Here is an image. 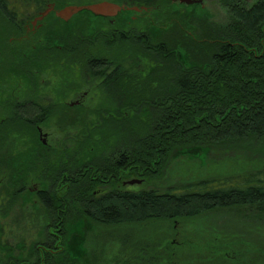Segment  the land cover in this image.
Listing matches in <instances>:
<instances>
[{
    "label": "trees",
    "instance_id": "obj_1",
    "mask_svg": "<svg viewBox=\"0 0 264 264\" xmlns=\"http://www.w3.org/2000/svg\"><path fill=\"white\" fill-rule=\"evenodd\" d=\"M103 1L146 8L121 13L140 25L102 30L87 39L68 35L58 52H49L50 62L39 58L37 73L34 61L21 62L20 55L2 50L4 31L21 34L30 12L38 15L51 4L60 9ZM218 1L226 13L221 24L204 26L197 20L189 27L181 18L179 28L161 12L170 10L172 0H0V73L10 69L13 81L27 89V96L8 92L0 107L1 202L23 207L33 183L32 221L39 224L38 238L27 244L29 257L6 259L0 253V264H81L67 241L76 226L80 233L140 227L225 210L264 218V167L162 191L129 190L120 182L130 176L140 182L158 178L174 157L264 139V0L250 5L247 0ZM178 47L189 62L178 59ZM45 72L60 83L80 78L94 85L97 95L52 147L39 143L37 128L55 117L64 96L58 95L55 107L38 97V77ZM24 156L26 169H13L12 162ZM217 255L211 260L205 254L206 262L234 261L225 259L229 249ZM153 259L155 264H184L172 256ZM134 262L122 264H151L142 250Z\"/></svg>",
    "mask_w": 264,
    "mask_h": 264
},
{
    "label": "rangeland",
    "instance_id": "obj_2",
    "mask_svg": "<svg viewBox=\"0 0 264 264\" xmlns=\"http://www.w3.org/2000/svg\"><path fill=\"white\" fill-rule=\"evenodd\" d=\"M199 1V4L187 6L177 0H172L173 3L168 5H171L169 11H160L165 18L171 17L170 19L174 20V26L179 28L182 27V19L190 22L187 24L190 25L189 27L196 26L195 21L197 20L204 26L216 23L219 25L225 20L226 13L218 0ZM247 1L250 5L255 0ZM63 8H55V11ZM55 11L51 13L53 19L45 20L38 29H36L37 22H34L37 13L30 12L23 19L20 33L23 34L25 30L27 34L23 38L27 39L16 46H27L33 52L41 51L34 58H28L30 63L35 62L36 68H38L36 62L39 58L44 60L47 57L49 60V52L51 50L58 52L61 49V41L68 35H77L79 38L87 39L93 38L97 32L102 30L122 29L125 31V26L133 28L130 26L140 25V23L131 24L130 19L135 21L136 18L127 13L120 14L112 20L81 13L72 17L69 22L63 23L54 16ZM3 27L4 24H0V28ZM11 32H13L11 29L4 31L7 44L14 46L19 36ZM176 55L179 60L190 61L179 47L176 49ZM74 79L71 82L60 83L48 72L41 73L38 77V89L43 94L52 95L54 92L55 99L58 95L64 96L62 103H57L58 110L55 117L39 127L37 139L45 147H52L62 142L65 138L63 137L64 132L71 130L83 114L89 111L87 108L90 109L93 105V97L97 99L94 87L87 85L80 78ZM28 161V156L19 157L14 163L12 162V168L20 172L19 169L22 167L24 171ZM262 167H264V139L225 143L211 148L206 154L198 153L192 157L171 158L158 178L151 177L139 185L125 188L162 191L170 186H179L202 179L242 175ZM135 179L130 176L120 182L125 183ZM29 191L31 199L26 204L22 201L18 203L25 204L23 207L17 204L9 207L6 202H1L5 192L0 186V253L6 259L27 255L29 257L28 245L38 238L39 224L36 220L35 224L32 221L35 217L31 207L32 195L36 191L33 183L29 185ZM37 208L38 206L35 210ZM5 209L8 212L6 216L3 215ZM38 212L40 213V210L36 211L37 215ZM80 231L78 226L71 229L67 241L72 257L77 258L81 264H122L129 261L137 263L134 259L141 254V250L145 252L151 264H155L153 258L170 256L184 264H208L206 257L212 260L213 255L218 256L217 253L223 249L230 250V256H226L225 259L231 258L234 261L226 262L224 259L223 261L219 259L212 262L213 264H264V218L249 215L244 210L208 213L196 219L174 223L160 222L120 229L90 228L83 233ZM205 254L208 256L205 257Z\"/></svg>",
    "mask_w": 264,
    "mask_h": 264
},
{
    "label": "water",
    "instance_id": "obj_3",
    "mask_svg": "<svg viewBox=\"0 0 264 264\" xmlns=\"http://www.w3.org/2000/svg\"><path fill=\"white\" fill-rule=\"evenodd\" d=\"M177 1L187 6L200 3L199 0H177ZM125 10H133L135 12H140V11L146 10V8L144 7L143 8H135V7L129 8V7H126L125 5H118L115 3L103 1L99 3H94L90 5H82V6L69 5L59 11H55L54 14L56 18L67 23L71 20L72 17L80 13H83V12H87L94 17L112 20ZM52 11H53V6L48 5L46 10L41 12L34 22L43 20ZM140 183L141 182L138 180H132V181H128L124 183V185L134 186V185H139Z\"/></svg>",
    "mask_w": 264,
    "mask_h": 264
},
{
    "label": "flooded vegetation",
    "instance_id": "obj_4",
    "mask_svg": "<svg viewBox=\"0 0 264 264\" xmlns=\"http://www.w3.org/2000/svg\"><path fill=\"white\" fill-rule=\"evenodd\" d=\"M52 6H53V11H55V6H54V4H51ZM47 8V7H46ZM46 10V9H45ZM52 11V12H53ZM51 12V13H52ZM41 13V12H40ZM39 13V14H40ZM51 13L50 14H48V16H46L43 20H41V21H37V26L38 27H36V29H38L41 25H42V23L48 18V17H50L51 16ZM39 14L36 16V18L39 16ZM54 16H55V14H54ZM97 18H99V17H97ZM103 19V18H102ZM107 20H109V19H107ZM40 23V24H39ZM65 23V22H64ZM111 23V22H110ZM24 29H25V27H24ZM168 29L169 28H167V29H165V30H167L168 31ZM27 30V29H26ZM161 32V31H160ZM13 34L14 35H18L19 37L16 39V42H15V44H14V46H12V45H10V44H2V50H4L5 52H7V54L8 53H14V54H16V55H20L21 57H22V59H21V62L22 61H25V62H28V58H31L32 59V57L35 55V53L36 52H33V51H30L29 50V47L27 48V46L26 47H17L16 45H18L19 43H21L22 41H24V40H26L27 38H23L24 36H25V34H27L26 32H25V30H24V32H23V34L21 33V34H17L15 31H13ZM29 34V33H28ZM30 35H31V32H30ZM17 43V44H16ZM23 44H26L27 45V43H23ZM27 48V49H26ZM27 51V52H26ZM28 55L30 56V57H28ZM24 62V64H26ZM19 64L20 63H18L17 61H15V64H14V67L16 68V69H18L19 68ZM36 64L38 65V62H36ZM14 68V69H15ZM38 69H40V68H36L35 67V71H34V73H37L39 70ZM16 71V70H15ZM9 72H10V69H8V70H6V69H4V70H2V72L0 73V107H2V105H3V102L6 100H4V101H2L3 100V98L6 96V94L9 92V95H11V92L12 93H21V94H24L25 96H27V89H25V90H21V88H22V86H20V85H17L16 83H15V81H13V79H12V77H11V75L9 76L8 74H9ZM4 75H8L9 77H10V79L9 80H6V77H4ZM15 77H16V75H14ZM55 77V76H54ZM12 80V81H11ZM27 82H26V84H24V86H26L27 87ZM89 86H92V87H94L95 88V86L94 85H89ZM38 90V97L41 99V100H43V99H46L49 103H51V105L53 106V107H55V93L54 92H52V95H50V94H48L47 93V95H45V94H43L42 93V91L40 90V89H37ZM19 91V92H18ZM95 93H96V91H95ZM50 96H53V97H50ZM37 99V98H36ZM94 104V103H93ZM87 105H89V104H87ZM92 106V105H91ZM39 127L37 128V132H39Z\"/></svg>",
    "mask_w": 264,
    "mask_h": 264
}]
</instances>
